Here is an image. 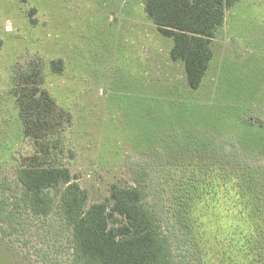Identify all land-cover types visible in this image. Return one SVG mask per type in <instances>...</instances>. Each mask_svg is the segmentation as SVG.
I'll return each mask as SVG.
<instances>
[{
	"label": "rangeland",
	"instance_id": "374dc122",
	"mask_svg": "<svg viewBox=\"0 0 264 264\" xmlns=\"http://www.w3.org/2000/svg\"><path fill=\"white\" fill-rule=\"evenodd\" d=\"M173 45L148 19L145 0H0V194L13 193L18 164L38 149L20 137L16 69L43 62L42 89L72 120L45 165L69 168L89 191L88 207L108 200L114 184L139 186L164 227L179 233V195L193 178L218 195L189 209L190 219L202 215L198 245L181 247L172 233L179 261L264 264V236L248 241L264 233V172L241 171L264 170V0L229 10L198 90L184 63L171 61ZM53 61H62L61 73ZM249 194L256 202L246 203ZM20 216L10 238L0 230V264L69 263L70 234L57 215Z\"/></svg>",
	"mask_w": 264,
	"mask_h": 264
},
{
	"label": "trees",
	"instance_id": "16d2710c",
	"mask_svg": "<svg viewBox=\"0 0 264 264\" xmlns=\"http://www.w3.org/2000/svg\"><path fill=\"white\" fill-rule=\"evenodd\" d=\"M238 1L145 0L148 19L159 33L173 40L170 59L174 63H184L187 83L192 90L200 88L213 58L211 43L218 29L224 27L227 13ZM51 67L54 72L63 71L62 61H53ZM43 68V62H29L16 69L13 94L23 125L20 137L32 140L38 149L34 155L25 158L24 163L18 164L14 194H0L1 232L9 238L18 232L16 220L24 213L32 219L57 215L70 234L68 264H183L177 258L172 238L176 237L181 247L185 241L195 245L200 243L202 215L190 219L188 214L190 208L198 211L195 206L202 201L205 207L214 202L218 194H211L210 181L204 180L207 191L200 189L199 181L193 178L184 183L187 186L179 195L183 201L177 207L183 211L177 221L179 233L164 227L154 202L146 200L139 186L114 184L108 200L88 207L89 191L80 186L69 168L45 165L44 155L49 154V149L57 144L55 141L62 137L64 122L72 124V120L58 107L51 94L42 89ZM226 167L220 164L219 169ZM243 168L241 171L245 174L264 172L259 167ZM205 170L213 171V165L205 166ZM240 188L251 193L249 186ZM3 189L9 191L10 184ZM245 201L254 203L256 198L249 194ZM256 210L257 206L253 211ZM206 223H210L209 219ZM263 236L264 233L258 234L257 238L252 236L248 241L256 244ZM258 255L264 257L263 253Z\"/></svg>",
	"mask_w": 264,
	"mask_h": 264
}]
</instances>
